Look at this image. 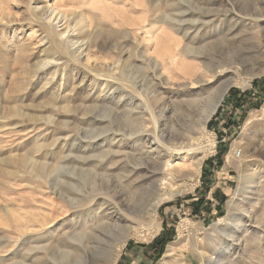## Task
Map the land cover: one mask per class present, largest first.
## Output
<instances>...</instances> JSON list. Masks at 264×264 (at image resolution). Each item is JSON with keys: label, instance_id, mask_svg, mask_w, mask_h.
<instances>
[{"label": "rangeland", "instance_id": "1", "mask_svg": "<svg viewBox=\"0 0 264 264\" xmlns=\"http://www.w3.org/2000/svg\"><path fill=\"white\" fill-rule=\"evenodd\" d=\"M34 1L57 5L61 12L86 19L87 29L81 23L75 27V45L71 44L70 51L85 47L88 40L104 49L93 48L90 57L86 51L79 64L58 45L61 38H53L37 22L39 16L31 9ZM217 1L0 0V182L7 183L5 187L0 184V222L18 219V214L25 218L21 231L0 225V264H97L99 255L82 262L76 256L64 259L61 251L66 248L59 242L74 225L91 220L92 214L110 213L112 207L104 199L111 201L115 195L126 212L128 222L123 226L143 230L142 237L127 241L117 264H264V76L247 88L232 87L227 92L210 120L213 127L208 126L210 122L207 125L215 137L216 153L205 160L194 189L164 203L151 224L147 220L141 224L137 217L148 201V191L138 192L140 181L130 184V179L123 178L129 161L122 154L132 153L120 140L125 120L132 123L142 111L131 113L134 109L128 98H122V88L132 92L138 82L140 89L147 90L153 83L161 96H172L164 90L171 87L166 81L175 69L158 59V50L169 46L186 66L202 67L211 58L227 57L230 53L223 49L231 44L234 50L240 46L247 53L253 50L249 41L252 24L245 15L261 12L264 0ZM227 7L244 21L220 22L215 12ZM206 10L214 14L203 16ZM162 16L167 19L161 20ZM89 29L93 35L86 32ZM44 36L48 39L43 42ZM189 44L202 51L200 57L181 56ZM52 59L60 60L57 66L42 70L44 62ZM97 59L108 64L121 59L130 66L129 78L101 66ZM180 81L198 89L195 78ZM220 85L221 81L214 84L215 88ZM247 101L251 105L242 108L240 104ZM14 107L24 117L12 114ZM32 161H38L34 168ZM75 167L88 172L76 175ZM107 169L122 179L96 202L85 200L73 209L48 188L54 185L68 199L83 197L81 183H90L93 174L100 177ZM13 170L17 175L10 179ZM199 200L205 201V207L194 211L192 204ZM53 203H59V209L51 216ZM6 205L12 209L9 214ZM166 226L174 230L175 239L159 258L151 247ZM172 245L176 246L174 254L169 252ZM36 247L47 249L30 250Z\"/></svg>", "mask_w": 264, "mask_h": 264}, {"label": "bare ground", "instance_id": "2", "mask_svg": "<svg viewBox=\"0 0 264 264\" xmlns=\"http://www.w3.org/2000/svg\"><path fill=\"white\" fill-rule=\"evenodd\" d=\"M217 3L226 4L225 0H219ZM56 6H49L44 1H34L31 9L34 15L37 14L39 16L38 21H36L38 23L40 22L42 26L45 27L50 36H53V38L54 36L61 38L58 45L66 50L69 56H73L75 61L79 63L86 51V55L90 57V52L93 48L98 50L104 49L102 44H91L88 40V44H86L85 47L80 46L75 48V51H70V46L74 39L73 36H75V27L81 23L82 26L80 27L85 29L87 27L86 19L80 15L73 16L72 14L61 12ZM258 11H250L249 14L245 15L252 24L249 41L253 45V50L251 52L249 51L250 53H247L243 46H240L238 49L235 48L234 50L235 46L231 44L223 49V52L227 51L230 53L227 57L224 55L225 58H211L205 62V67L198 64H189L186 66L185 62H180L181 59H179L178 55L174 54L169 46H166L161 48L160 51L158 50L156 56L158 59L163 60L165 66L168 64L171 67L174 66L175 71H177H172L170 78L166 81V85H171V87H166L164 90L170 92L172 96H161L162 93H159V89H154L156 84L151 82L152 89L149 87L147 90H142L140 86H138V82L132 85V92L122 88V98H128L131 101V108L134 109L131 113H134L135 110L142 111V116L138 119L135 118L132 123L129 124V121L127 119L125 120L124 126L126 130L123 131L122 138H120L121 144L126 146L129 145L132 148V153L122 154L126 161L128 160L129 163L132 164L130 168L128 166L129 163L126 164L128 172L123 178H125V180L130 179V184H135L136 181H140L142 187L137 190L138 192L141 190L148 191V193L145 191L148 194V201L137 214V217L141 219V224L144 220L149 221V224H151L155 218H157V212L164 203L174 200L194 189L199 182L205 160L216 153L215 137L214 134L207 129V125L216 114L225 95L232 87L247 88L255 78L264 76V5L261 6V12ZM211 13L214 14V12L210 10H206V12L202 11L203 16L212 15ZM215 14L220 22H224L225 24L234 23L233 21L237 19L241 22L244 21L242 18H237L235 16L233 8L230 9L227 7L219 9ZM162 19H167V16H162L161 20ZM59 28H63L60 33L58 32ZM86 32L92 35L94 33H90V29L86 30ZM47 39L48 38L44 36L43 42L47 41ZM73 45L75 44L73 43ZM209 47H213L212 49H214L215 44L212 43ZM181 54V56L185 57L198 58L202 54V51L197 49L194 45L189 44ZM165 57H167V59H164ZM59 61L60 60L57 59L47 60L44 62L41 69L43 70L46 67L51 68L52 66L56 67ZM145 61L153 63L149 58H146ZM98 64L106 67L112 72L118 70L122 72L123 77L129 78L127 69L130 68V66L121 59L111 62L110 64L98 61ZM158 65L160 64L157 62L155 66L157 67ZM110 67L113 68L110 69ZM187 78H195V85L198 88L196 91L191 87H187L184 81H180V79ZM175 79L178 80L176 81ZM219 81H221V85L215 88V82L218 83ZM16 107L12 109V114L24 117L23 111ZM65 112L68 111L65 110ZM253 117L255 116L253 115ZM249 120H251V118ZM114 137H116V135H114ZM112 153L113 152H108L107 155H111ZM120 153V151L117 152V154ZM174 161L177 163L174 164ZM184 161L187 163L182 165ZM37 162L38 161H34L31 166L34 168L38 165ZM117 164L118 163H115L114 165L117 166ZM182 167H184V169L186 167L187 169L182 170ZM16 171L13 170L12 173L7 171V174L10 173V175L8 174L10 179L17 175ZM73 171L76 175L88 172L84 170L79 172L76 167L73 168ZM85 177L88 178L87 176ZM119 179H122L119 174L113 175L108 169L105 170L100 177L93 174L89 180L90 183L85 184V182H83L81 183L83 186L80 184L82 187L81 193L84 195L76 199H68L63 196L54 185L50 184L48 188L52 194L58 196V198H63L66 204L74 209L83 205L85 200L90 199L92 202H96L100 199V196L103 195L102 192L110 191L114 182H117ZM46 182L48 184L50 183L49 181H45V183ZM0 184L4 187L7 186L6 182H0ZM146 184H148L147 187ZM88 185H90V187H88ZM34 188L35 187H33V189ZM8 195L10 194L8 193ZM116 197V195L112 196L111 201L103 198L106 202H104V204H108L112 207L109 209V212L111 211L110 213L104 215L96 214L95 217H93L92 214L91 220L86 221L80 226L78 224L74 225V228L70 229V233L62 235L63 240L59 242L61 248L63 246L66 250L72 249L71 252L66 250L61 251L64 259L76 256L78 261L82 262L87 260L91 255L96 257L99 255L100 258L97 260V264H117L127 241L133 237L139 238L143 236V230L136 228L137 226L135 228H125L123 226V223L128 222V220L126 219V212L123 208L124 205L118 203L119 201L116 200ZM57 206L53 203L51 216H54L56 213L55 211L59 209ZM5 209L7 214L12 211L8 206L5 207ZM18 216V219L12 218L8 221L5 220L6 222L4 223L2 220L0 225L12 227L17 231H21L24 227L25 218L23 214H18ZM46 219L47 217H44V221ZM262 220L264 222V219ZM89 222H92V224ZM149 224L148 226H150ZM118 230H120L119 234L113 238L114 233ZM75 243L78 244L76 245ZM46 249L47 248L36 247L30 250L40 252ZM175 251L176 246H170V254H174L173 252ZM73 260H75V258Z\"/></svg>", "mask_w": 264, "mask_h": 264}, {"label": "trees", "instance_id": "3", "mask_svg": "<svg viewBox=\"0 0 264 264\" xmlns=\"http://www.w3.org/2000/svg\"><path fill=\"white\" fill-rule=\"evenodd\" d=\"M262 91H264V86L262 88ZM257 102V101H256ZM242 108H244V106L246 105H251V102L247 101L245 104H240ZM239 105V106H240ZM232 121V120H231ZM233 123V122H232ZM211 125V122L209 123V127ZM213 126L211 125V128ZM224 152H222L223 154ZM219 166H222V163L219 164ZM220 208L223 207L222 205L224 204V202L222 201L220 203ZM192 207L194 208V211H201L202 207H205V201L204 200H199V202H195L192 204ZM219 208V210H220ZM222 214V213H221ZM175 239V234H174V230H168L167 226L165 227L164 232L154 241V243L152 244V249L157 253V256L160 258L164 252V249L166 247V245L170 242H172Z\"/></svg>", "mask_w": 264, "mask_h": 264}, {"label": "crops", "instance_id": "4", "mask_svg": "<svg viewBox=\"0 0 264 264\" xmlns=\"http://www.w3.org/2000/svg\"><path fill=\"white\" fill-rule=\"evenodd\" d=\"M211 163H212L211 166L213 168L212 170H214V167L216 166V162L213 160V161H211Z\"/></svg>", "mask_w": 264, "mask_h": 264}]
</instances>
